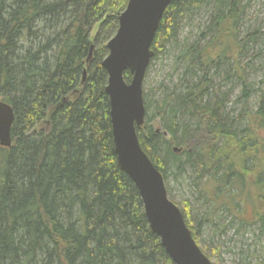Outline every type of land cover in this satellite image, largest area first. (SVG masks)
<instances>
[{
  "label": "trees",
  "instance_id": "obj_1",
  "mask_svg": "<svg viewBox=\"0 0 264 264\" xmlns=\"http://www.w3.org/2000/svg\"><path fill=\"white\" fill-rule=\"evenodd\" d=\"M128 1L0 0V100L14 109L12 145H0V264H176L115 153L102 63ZM248 4L172 0L152 46L151 63L170 48L177 80L144 94L137 132L169 198L173 174L209 204L195 225L176 203L199 245L215 213L264 234V27L244 28ZM195 14L199 34L182 37Z\"/></svg>",
  "mask_w": 264,
  "mask_h": 264
},
{
  "label": "water",
  "instance_id": "obj_2",
  "mask_svg": "<svg viewBox=\"0 0 264 264\" xmlns=\"http://www.w3.org/2000/svg\"><path fill=\"white\" fill-rule=\"evenodd\" d=\"M172 0H129L119 28L107 44L102 65L108 73L115 153L120 168L140 191L153 232L176 264H213L195 240L180 207L168 195L162 172L142 148L137 127L145 123L144 80L165 10ZM1 10V9H0ZM133 74L127 83L124 73ZM13 107L0 100V145H12Z\"/></svg>",
  "mask_w": 264,
  "mask_h": 264
},
{
  "label": "rangeland",
  "instance_id": "obj_3",
  "mask_svg": "<svg viewBox=\"0 0 264 264\" xmlns=\"http://www.w3.org/2000/svg\"><path fill=\"white\" fill-rule=\"evenodd\" d=\"M203 19H205L203 14H195L193 17L183 19L182 28H180L182 37H187V34L188 36L198 35V23ZM249 26L264 27V0H249L244 28ZM170 53L169 48L168 51L158 54L147 70L143 87L147 100H151L155 94H158V88L162 83L166 85L171 84L172 80H177V73L170 75L174 65V59ZM250 57L251 53L243 61H248ZM257 77V80H260L258 73ZM251 79L253 80L252 76ZM253 105L256 106L255 100ZM39 128L48 130L49 124L42 122ZM168 188L171 197L178 205L182 206L186 201L190 203L192 223L195 225L201 223L204 219L202 214L209 204H205L200 198L192 180L185 176L170 174ZM249 212L246 215H249ZM212 219L213 221L203 223L200 237V245L211 255L212 262L215 264H264V234L261 235L257 227L239 229L238 221L231 223L232 216L222 213H215Z\"/></svg>",
  "mask_w": 264,
  "mask_h": 264
},
{
  "label": "bare ground",
  "instance_id": "obj_4",
  "mask_svg": "<svg viewBox=\"0 0 264 264\" xmlns=\"http://www.w3.org/2000/svg\"><path fill=\"white\" fill-rule=\"evenodd\" d=\"M210 258V257H209ZM211 259V258H210Z\"/></svg>",
  "mask_w": 264,
  "mask_h": 264
}]
</instances>
